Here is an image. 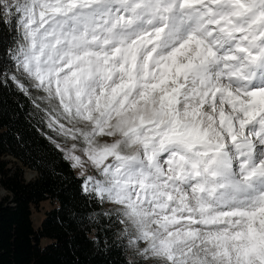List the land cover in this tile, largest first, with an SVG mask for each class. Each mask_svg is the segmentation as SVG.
<instances>
[{
    "label": "snow or ice",
    "instance_id": "snow-or-ice-1",
    "mask_svg": "<svg viewBox=\"0 0 264 264\" xmlns=\"http://www.w3.org/2000/svg\"><path fill=\"white\" fill-rule=\"evenodd\" d=\"M0 24V85L73 141L41 132L127 264H264V0H0Z\"/></svg>",
    "mask_w": 264,
    "mask_h": 264
},
{
    "label": "trees",
    "instance_id": "trees-1",
    "mask_svg": "<svg viewBox=\"0 0 264 264\" xmlns=\"http://www.w3.org/2000/svg\"><path fill=\"white\" fill-rule=\"evenodd\" d=\"M10 29L0 24V58ZM42 131L62 138L39 123L11 82L0 85V264H127L134 258L127 240L115 238L122 225L100 214L113 206L82 191L83 179ZM26 168L36 174L26 178ZM44 200L52 206L35 225Z\"/></svg>",
    "mask_w": 264,
    "mask_h": 264
},
{
    "label": "rangeland",
    "instance_id": "rangeland-1",
    "mask_svg": "<svg viewBox=\"0 0 264 264\" xmlns=\"http://www.w3.org/2000/svg\"><path fill=\"white\" fill-rule=\"evenodd\" d=\"M58 142L62 143L63 146H64L65 148L70 147L71 144L73 143V141H71V140H68L67 142H65V141L63 140V138L59 139ZM77 154H80V153H77ZM74 170H75V172L79 175L81 169H79V168H74ZM35 174H36V173H35L33 170H31V169H29V168H26V170H25V177H26V178L29 179V178L33 177ZM88 174H95L94 169L89 168V169H88ZM4 192H5V189H4L3 187L0 186V195H1L2 193L4 194ZM51 206H52V204L50 203L49 200H44V201H42V207H41V209L38 210V211H35V212H34V217H35V219H34V223H35V225H38L40 219H41V218L43 217V215H44L45 210L48 209V208H50Z\"/></svg>",
    "mask_w": 264,
    "mask_h": 264
},
{
    "label": "water",
    "instance_id": "water-1",
    "mask_svg": "<svg viewBox=\"0 0 264 264\" xmlns=\"http://www.w3.org/2000/svg\"><path fill=\"white\" fill-rule=\"evenodd\" d=\"M35 172V171H34Z\"/></svg>",
    "mask_w": 264,
    "mask_h": 264
}]
</instances>
